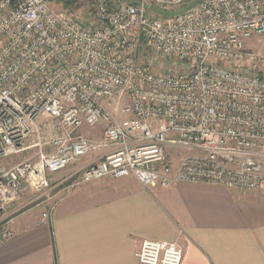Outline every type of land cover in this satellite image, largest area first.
Returning a JSON list of instances; mask_svg holds the SVG:
<instances>
[{"label": "built area", "instance_id": "1", "mask_svg": "<svg viewBox=\"0 0 264 264\" xmlns=\"http://www.w3.org/2000/svg\"><path fill=\"white\" fill-rule=\"evenodd\" d=\"M0 0V215L26 188L109 148L73 185L131 176L264 190V0ZM103 125L93 139L85 126ZM48 217L45 212L43 221ZM13 231L0 229V244ZM176 241L141 264H182Z\"/></svg>", "mask_w": 264, "mask_h": 264}, {"label": "crops", "instance_id": "2", "mask_svg": "<svg viewBox=\"0 0 264 264\" xmlns=\"http://www.w3.org/2000/svg\"><path fill=\"white\" fill-rule=\"evenodd\" d=\"M108 150H97L96 160ZM12 230L0 264H141L145 240L178 242L182 264H264V190L207 182L146 188L131 176L104 177L71 184L49 210L15 217Z\"/></svg>", "mask_w": 264, "mask_h": 264}, {"label": "rangeland", "instance_id": "3", "mask_svg": "<svg viewBox=\"0 0 264 264\" xmlns=\"http://www.w3.org/2000/svg\"><path fill=\"white\" fill-rule=\"evenodd\" d=\"M88 2L89 0H74V2L67 7L64 0L63 4L59 2L54 8L56 11H60L61 9L69 10L76 17L87 20L88 13L91 10ZM247 49L264 54V34L256 35L249 39L247 41ZM103 125L104 124H99L94 127L85 126L82 128L81 132L93 139H98L102 136ZM98 152L99 151L93 152L86 157L87 159L84 158L81 163L74 167L70 166L59 172L49 174V186L46 189L36 191L31 188H26L0 215V229L9 228L12 230V223L15 217L29 210L36 208H46V210H49V208L65 194L69 186L79 179L80 173L76 171V168L83 166L87 161L96 162V155ZM31 154L32 152H24L8 158H0V164L12 165L28 158Z\"/></svg>", "mask_w": 264, "mask_h": 264}, {"label": "trees", "instance_id": "4", "mask_svg": "<svg viewBox=\"0 0 264 264\" xmlns=\"http://www.w3.org/2000/svg\"><path fill=\"white\" fill-rule=\"evenodd\" d=\"M74 0H65V5L68 7Z\"/></svg>", "mask_w": 264, "mask_h": 264}]
</instances>
